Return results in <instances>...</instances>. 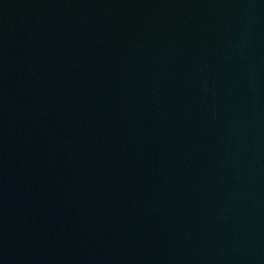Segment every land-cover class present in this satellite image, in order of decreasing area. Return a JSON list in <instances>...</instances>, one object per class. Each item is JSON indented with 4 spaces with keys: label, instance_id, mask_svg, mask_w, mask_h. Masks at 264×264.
<instances>
[{
    "label": "water",
    "instance_id": "1",
    "mask_svg": "<svg viewBox=\"0 0 264 264\" xmlns=\"http://www.w3.org/2000/svg\"><path fill=\"white\" fill-rule=\"evenodd\" d=\"M0 264H264V0H0Z\"/></svg>",
    "mask_w": 264,
    "mask_h": 264
}]
</instances>
